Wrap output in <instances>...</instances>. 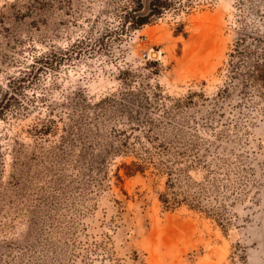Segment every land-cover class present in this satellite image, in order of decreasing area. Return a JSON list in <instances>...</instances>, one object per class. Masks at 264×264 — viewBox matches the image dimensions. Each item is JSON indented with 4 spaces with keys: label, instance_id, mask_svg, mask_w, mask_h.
I'll list each match as a JSON object with an SVG mask.
<instances>
[{
    "label": "rangeland",
    "instance_id": "rangeland-1",
    "mask_svg": "<svg viewBox=\"0 0 264 264\" xmlns=\"http://www.w3.org/2000/svg\"><path fill=\"white\" fill-rule=\"evenodd\" d=\"M135 2L0 0V264H264V107L228 77L246 0L142 26ZM170 178L204 208L168 209Z\"/></svg>",
    "mask_w": 264,
    "mask_h": 264
},
{
    "label": "trees",
    "instance_id": "trees-1",
    "mask_svg": "<svg viewBox=\"0 0 264 264\" xmlns=\"http://www.w3.org/2000/svg\"><path fill=\"white\" fill-rule=\"evenodd\" d=\"M169 1L153 0L152 11L149 14H143L139 12L142 9L141 0H136L134 10L129 12L133 25L142 26L148 23L153 15L158 14L159 10L170 4ZM244 3H247L248 12L254 19V23L248 29L241 27V35L236 39L235 48L231 54L228 77L230 83L235 81L240 83L242 104H250L253 109H256L260 105L264 107V0H246ZM229 90V87H225L223 92L219 91V95L228 94ZM5 100L0 99V117L6 114L11 105V99L6 103ZM178 163L180 162L176 164ZM125 168L127 176L143 171L135 161L125 164ZM189 168L190 166H186L179 168L178 171L183 173ZM169 174L172 175V171ZM171 181V178L167 181V190L161 195V201L168 209H174L183 203H187L194 209L204 208L201 201L194 196L179 199L178 192L174 191L176 185Z\"/></svg>",
    "mask_w": 264,
    "mask_h": 264
},
{
    "label": "bare ground",
    "instance_id": "bare-ground-1",
    "mask_svg": "<svg viewBox=\"0 0 264 264\" xmlns=\"http://www.w3.org/2000/svg\"><path fill=\"white\" fill-rule=\"evenodd\" d=\"M155 56H157V54H155Z\"/></svg>",
    "mask_w": 264,
    "mask_h": 264
}]
</instances>
